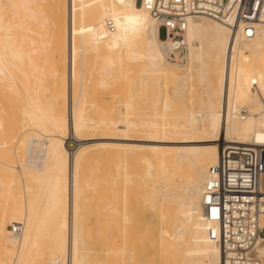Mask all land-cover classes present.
Returning <instances> with one entry per match:
<instances>
[{"label": "bare ground", "instance_id": "1", "mask_svg": "<svg viewBox=\"0 0 264 264\" xmlns=\"http://www.w3.org/2000/svg\"><path fill=\"white\" fill-rule=\"evenodd\" d=\"M184 38L186 62H168L165 34L138 0H0V264H102L87 247L85 220L109 205L85 197L99 168L81 167L97 149L153 154V171L142 159L146 177L153 172L150 264H222L203 186L222 141L264 142V24L244 39L190 18ZM114 104V114L98 111ZM108 209L110 231L127 229L126 210ZM125 234L102 252L119 264L134 259ZM255 256L264 261V238Z\"/></svg>", "mask_w": 264, "mask_h": 264}, {"label": "built area", "instance_id": "2", "mask_svg": "<svg viewBox=\"0 0 264 264\" xmlns=\"http://www.w3.org/2000/svg\"><path fill=\"white\" fill-rule=\"evenodd\" d=\"M138 1L165 34L166 59L172 64L186 62L184 34L190 18L223 23L230 34L244 39L253 37L257 24H264V0ZM203 212L214 227L210 238L219 247L222 264H264L255 256L264 238V142L220 143L203 186Z\"/></svg>", "mask_w": 264, "mask_h": 264}, {"label": "rangeland", "instance_id": "3", "mask_svg": "<svg viewBox=\"0 0 264 264\" xmlns=\"http://www.w3.org/2000/svg\"><path fill=\"white\" fill-rule=\"evenodd\" d=\"M115 29H116V27H115ZM113 39L120 46V44H121L120 38H118V36L117 37L115 36V37H113ZM109 41H110V39L106 38L104 40V46ZM105 51L106 50H104V52ZM176 89H177V87L175 85H173L170 88H165L163 90V92L165 94H167V95H171V93L174 92ZM118 90L119 89H117V90L115 89L114 91L115 92L117 91V93H120V92H118ZM132 90H133L132 88L128 89V91H132ZM115 92H113V93L115 94ZM206 95L209 96L210 94L207 93ZM69 104H70V97H69ZM115 105L116 104H114L112 106V107H114L113 110H112V107L109 105L110 106V108H109L110 110H108V108L106 107L107 108L106 110H105V108L103 109L106 112H104L103 110H98V111L99 112L101 111L104 114L107 113V115H108L107 111H111V113L113 111V114H114L115 113L114 109L116 110L118 108ZM245 110L247 111V114H249L248 109L245 108ZM247 114H241V115L246 116ZM141 116L139 118L137 116V117H135V119L136 118H138V119L143 118ZM114 118H118V117L116 115H114ZM260 121H261V118H259V120H257L258 123H260ZM113 135H114V137H117L116 134H113ZM119 137L120 136H118V138ZM133 138L137 139L138 137L135 136ZM66 144H67L66 146H67L69 151L70 150L74 151V150H76V147L78 145V141L76 139H73L71 136H68V138L66 140ZM15 145L16 144L13 143V148L16 147ZM106 151L107 152L109 151L110 154H109V152L106 153ZM17 155H18V153H17ZM19 155L21 156L22 154L19 153ZM105 155L108 158V161H107V158L105 157ZM23 156L25 157V155H23ZM142 159L150 160V162L152 160V162H153V154L150 151L146 150V149L145 150L144 149L140 150L139 152L135 151L133 153H128V152H118L117 153L116 151H112V150H102L101 151V150L97 149V150L89 151L87 153L86 159L82 163V166H81L82 167V172H84L82 174L88 175L87 173H89V171H90L89 169H92L95 166L97 168H99V171L95 173V175H97L96 176L97 182H96V188L95 189H97V190H95L94 192L92 191L93 193L89 192V191L88 192L86 191L85 197L87 199H89V200H92L91 202H100V205L103 206V207L106 206V205H109V207L103 208V209H106V210H104L105 212H103V209H102L98 213H88L87 212V215H86L87 217L85 216L87 218L85 220V222H87L89 220L88 221V226H87V223H86V227H88V228L85 229V232H86V234L88 233V231L90 232L89 235H88L90 241L87 240L88 236H85V241H89V242H86L87 247L88 248H92L94 256H95V254L98 255V256L93 257V258L96 259L97 261L101 262L102 264L103 263L104 264H114V263L115 264H119V261H115L114 260V257H115L114 255H113V257L111 255L104 256V253H102V252H104V248L107 247V244H108L109 241H110V244H111V240H113V239L115 240V238H117L116 237L117 235L119 237L120 234H125V232H124L125 230H127L126 231L127 235L125 234L126 241L129 242L128 244H127V242L125 243V249L127 248V250L131 251V254L132 253L134 254V255L132 254V256H131L132 258L134 256V259H132L133 261L132 260L131 261H127L126 260V263L127 264H132V263H138L139 262L140 264H145V262L147 261L146 264H148V263L150 264V262H149L150 258L149 257H151L152 260H153V245H152V247H150L151 244H153V221H154L153 220V203H152L153 201L151 203L145 202L146 197L148 198L149 195L151 194V189L153 187V172H152V177H150V178L146 177V175H145L146 174L145 172L147 171L146 170V164L144 163V160H142ZM13 160L15 161V159H13ZM92 160H93L94 163L92 162ZM96 160H98V162ZM99 161H101L100 164H99ZM152 162H151V167H152V171H153V163ZM109 166H110V169H109ZM102 169H103V171H102ZM86 171H87V173H86ZM124 174L128 175V176H130L132 178L131 184H128L126 186L123 185L124 183H122V181H123L122 178H123ZM107 178H109V179H107ZM16 188L15 187L13 188V192L15 191L14 189H16ZM99 188H100V190H99ZM18 190L20 191V187H18L17 192H18ZM122 191L125 193L124 196H123V198H125L124 201H123V198H121ZM17 192L15 191L14 193H17ZM104 192L106 194H104ZM113 193H115L117 195H115ZM143 201H144L145 204L142 203ZM119 204L121 205V207H120ZM108 208L111 210V213L113 211L121 212V209L122 210L123 209L126 210L125 211L126 214H127L126 216H130L129 218H130V221H131V224L129 226H127L128 227L127 229L121 230L122 232L121 231H118V232L117 231L116 232L110 231V228L107 227L106 225L109 224L110 222L114 221V218H113L114 215L111 214L112 217L110 216L109 211L107 212ZM107 213H108V215H107ZM97 214H98L99 217L97 216ZM109 216H110V218H109ZM95 219L98 220V222ZM103 222H104V224L107 222V224L104 225V224H102ZM101 224L104 225V227ZM140 226H141V230L144 229V232L148 231L147 234L145 233L147 236L146 235L142 236V233H140L142 237L140 235H138V233L140 231L139 230ZM143 226H146V227L143 228ZM100 227H102L103 229L101 230ZM106 228L107 229L109 228V231L111 233L109 231H107ZM104 229H106V232L108 234L104 233L105 232ZM100 231H102V233H104V235L102 233H100ZM129 232H130V234H129ZM131 234H132V237H134L133 238L134 241L130 240V238L132 239V237H130ZM90 236H91V238H90ZM138 236H140V237H138ZM145 236H146V238H145ZM137 238H139V239L142 238L141 242L137 241L138 240ZM108 239H109V241H108ZM147 239H149V240L147 241ZM151 240H152V242H151ZM99 241H101V242H99ZM149 243H151V244H149ZM103 244H104V247H103ZM141 244H142L143 247L141 246ZM131 246H132V248H131ZM101 248H103V249H101ZM94 251H97L98 253L94 252ZM99 251H101V253ZM136 258H137V260H136Z\"/></svg>", "mask_w": 264, "mask_h": 264}]
</instances>
